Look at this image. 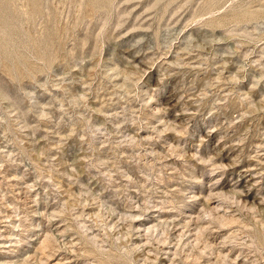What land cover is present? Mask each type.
I'll list each match as a JSON object with an SVG mask.
<instances>
[{"label":"rangeland","instance_id":"374dc122","mask_svg":"<svg viewBox=\"0 0 264 264\" xmlns=\"http://www.w3.org/2000/svg\"><path fill=\"white\" fill-rule=\"evenodd\" d=\"M0 264H264V0H0Z\"/></svg>","mask_w":264,"mask_h":264}]
</instances>
